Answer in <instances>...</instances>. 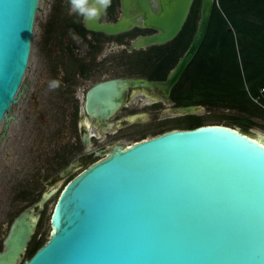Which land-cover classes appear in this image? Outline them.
<instances>
[{
  "label": "water",
  "instance_id": "obj_1",
  "mask_svg": "<svg viewBox=\"0 0 264 264\" xmlns=\"http://www.w3.org/2000/svg\"><path fill=\"white\" fill-rule=\"evenodd\" d=\"M213 1H200L191 41L164 79L112 78L87 90L85 111L101 130L123 125L101 119L123 103L130 86L159 91L165 107L130 114L127 122L201 114L209 108L174 105L170 92L205 36ZM192 2L121 0L116 21H99L103 10L84 21L88 29L106 34L135 23L152 28L155 32L135 37L129 46L145 48L172 40ZM38 3L0 0V123L8 120L20 93ZM256 135L217 122L114 144L65 184L50 211L45 242L22 264H264V143ZM54 191H44L13 219L0 264L22 261L39 212Z\"/></svg>",
  "mask_w": 264,
  "mask_h": 264
},
{
  "label": "flooded vegetation",
  "instance_id": "obj_2",
  "mask_svg": "<svg viewBox=\"0 0 264 264\" xmlns=\"http://www.w3.org/2000/svg\"><path fill=\"white\" fill-rule=\"evenodd\" d=\"M121 13V0H111L110 6L102 11L98 20L114 22ZM153 32H155L154 29L142 27L137 23L118 34L90 30L85 25L84 17L71 9L70 0L51 1L46 21L43 24L44 38L42 41L46 52L44 55L45 69L40 71L37 76L34 75L30 82L31 87L29 85L28 89L31 90V97L29 99L32 101L29 107L36 116L41 118H43L44 112H40V110L65 111L64 118L61 115L59 121L50 124L52 126L51 135L61 141L76 143L71 148L81 147L85 151L78 153L71 160H67L64 154L54 152V155L56 154L55 163L60 169L52 176L45 174L40 177L36 176L37 179L33 178L34 180H44L42 181L44 189L35 201L44 191L53 187L56 190L58 183L64 181L60 185L61 191L65 184L87 164L98 159L118 143L117 140L108 138L107 135L115 134L120 129L132 124L161 120L156 118L145 121H126V117L130 114L154 111L165 107L160 92L148 89L143 85L128 87L123 103L108 118L101 119L115 124H123L114 129L101 130L97 125L96 118L89 117L84 108L87 90L100 81L112 78H126L133 81L162 80L149 77L152 60L155 61L154 56L145 52L149 46L129 49L130 43L135 37ZM52 81H59V87H50ZM38 124L36 125L37 131L40 130V133L43 134L48 122H45V125ZM85 135L89 138L86 143L83 140ZM94 141L100 142L93 146ZM69 164L72 165L71 170L61 176L60 172ZM32 183L34 182L30 184L32 185ZM32 203L19 210L10 224L22 210ZM42 211L43 209L39 212L34 232L26 244L22 260L26 256L27 250L33 245L35 237H40L35 230L42 217ZM4 237L0 240V250L4 247Z\"/></svg>",
  "mask_w": 264,
  "mask_h": 264
},
{
  "label": "trees",
  "instance_id": "obj_3",
  "mask_svg": "<svg viewBox=\"0 0 264 264\" xmlns=\"http://www.w3.org/2000/svg\"><path fill=\"white\" fill-rule=\"evenodd\" d=\"M200 1L193 0L181 30L172 40L150 45L145 51L155 57L150 78L164 79L188 47L199 19ZM170 98L174 105L234 110L237 114L229 118L234 122L245 120L248 127L255 125L254 117L264 116V0L213 1L205 36L172 87ZM203 123V115H181L164 130ZM44 242L42 236L35 237L26 257Z\"/></svg>",
  "mask_w": 264,
  "mask_h": 264
},
{
  "label": "rangeland",
  "instance_id": "obj_4",
  "mask_svg": "<svg viewBox=\"0 0 264 264\" xmlns=\"http://www.w3.org/2000/svg\"><path fill=\"white\" fill-rule=\"evenodd\" d=\"M51 1L39 0L34 18L28 66L22 79L20 93L17 95V101L11 104V109L7 112L8 120L4 121L2 119L0 123V240L6 234L14 215L23 207L35 201L44 189V186H42L44 180H34L33 178L37 179L36 176L40 177L45 174L52 176L57 173L60 168L55 163L56 154H64L67 160H71L78 153L85 151L81 147L71 148L76 143L61 141V139L59 140L51 135L52 126L50 124L59 121L61 115L64 118L65 111L40 110V112H44L42 114L43 118H41L36 116L29 107L32 101L29 99L31 97V90L28 89L30 82L33 80L34 75L37 76L40 71L45 69L44 55L46 52L42 41L44 38L43 24L46 21ZM233 114H237V112L209 107L199 115H203L204 123L221 122L237 126L245 131L252 130L255 133H258V131L264 133V116L254 117L255 125L248 127L245 120L234 122L230 119L229 115ZM180 116L168 117L155 122L132 124L120 129L115 134L107 135V137L117 140L120 144L130 143L141 138L142 135L149 137L174 125ZM45 122H48V125L41 134L40 130L37 131L36 125L38 123L45 125ZM99 142L94 141L92 145L96 146ZM54 152H56L55 155ZM31 182L34 183L31 185ZM63 182L58 183L57 189L45 203L42 217L37 223L35 232L43 239L49 233V214ZM25 258L26 256L23 257V260ZM23 260L18 264H22Z\"/></svg>",
  "mask_w": 264,
  "mask_h": 264
},
{
  "label": "clouds",
  "instance_id": "obj_5",
  "mask_svg": "<svg viewBox=\"0 0 264 264\" xmlns=\"http://www.w3.org/2000/svg\"><path fill=\"white\" fill-rule=\"evenodd\" d=\"M111 0H70L71 9L86 20L91 21L98 17L101 10H106ZM50 87H59V81H52Z\"/></svg>",
  "mask_w": 264,
  "mask_h": 264
},
{
  "label": "bare ground",
  "instance_id": "obj_6",
  "mask_svg": "<svg viewBox=\"0 0 264 264\" xmlns=\"http://www.w3.org/2000/svg\"><path fill=\"white\" fill-rule=\"evenodd\" d=\"M255 139H256L257 141H259V142L264 143V133L258 131V133H257V135H256V137H255ZM130 143H131V142H130ZM130 143H126V144H124V145L130 144Z\"/></svg>",
  "mask_w": 264,
  "mask_h": 264
},
{
  "label": "built area",
  "instance_id": "obj_7",
  "mask_svg": "<svg viewBox=\"0 0 264 264\" xmlns=\"http://www.w3.org/2000/svg\"><path fill=\"white\" fill-rule=\"evenodd\" d=\"M263 89V88H262ZM254 100H256V99H254Z\"/></svg>",
  "mask_w": 264,
  "mask_h": 264
}]
</instances>
